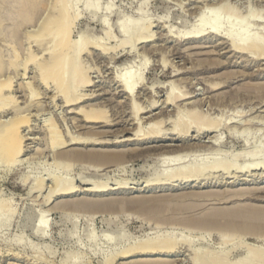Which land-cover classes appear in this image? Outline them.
Returning <instances> with one entry per match:
<instances>
[{"label": "rangeland", "instance_id": "rangeland-1", "mask_svg": "<svg viewBox=\"0 0 264 264\" xmlns=\"http://www.w3.org/2000/svg\"><path fill=\"white\" fill-rule=\"evenodd\" d=\"M35 2L38 7L34 15L28 14L24 6H3L0 9L5 7L1 12L8 16L0 26V89L3 91L0 94L4 95L0 102L6 105L0 104V108L4 107L0 109V127L6 128L19 117L28 121L20 126L23 145L14 159L15 163L10 164L0 151V264H137L147 261L264 264V227L252 228L251 231L242 227L230 230L221 225L192 222L197 218L198 222L209 213L239 206L264 209V56L255 60L257 55H237L214 37L196 42L183 41L178 37L201 26L205 28L212 22L232 36L264 41V0ZM88 5L95 6V15L90 13ZM66 19L71 23H67L70 32L66 29L70 38L66 32H61L65 22H69ZM119 20L124 24L123 33L118 29ZM138 31L140 36L135 34ZM60 32L62 39L69 38L72 45L79 43L81 37L87 44L79 43L86 47L74 62L78 84L75 82L73 86L72 78L77 80V76L74 74V78L68 70L62 77V87L66 82L63 89L71 83L75 91H71L70 96L63 95L62 87H59L60 66H50L52 73L49 75L54 74L46 76L50 68L48 71L47 65L45 69V63L60 47L54 46L56 49L51 51L53 44L59 45ZM143 34L145 39H142ZM94 43L95 46L97 44L96 49ZM60 48L55 52L63 49ZM69 50L65 51L69 54L65 57L70 56L69 59L73 60L72 50ZM40 62L44 63L43 67ZM124 70L133 79L141 78L142 88L138 86L133 91L134 96H130L132 98L121 91L116 81L117 75ZM83 81L87 84L83 85ZM161 85L170 86L171 90L168 87L164 90ZM167 89L170 92L174 90V95L176 93V97L182 98L167 103ZM64 96L68 99L78 97L76 100H79L67 104ZM137 105L140 114L135 115L133 110L138 109ZM89 109L105 110L108 121L98 124L86 122L81 111ZM178 118L185 127L191 125L183 141L170 135L174 127L185 128L181 122L176 124ZM204 124L209 129L214 128V132L208 128V131L203 130ZM152 127L166 139L136 142V130L140 129V134H143ZM196 128H202L203 135L198 136L193 131ZM85 139L87 143L92 140L93 144H81ZM73 140H79L81 145L74 144ZM210 142H220L215 147L217 150L207 149ZM183 146L194 148L187 152L188 155L186 152H183L185 155L180 154L184 156L183 161L175 166L173 161L164 160L167 155L161 154L163 151ZM76 151L117 152L125 156L121 164L105 166L72 158L71 153ZM194 151H198L196 155ZM61 152L66 157H60V154L63 156ZM222 161H229L236 167L252 163L263 167L250 173L253 174L251 177H242L245 182L240 181L241 178L236 181V171L230 170L227 174L230 179L226 180L227 172L216 170V174L215 171L200 174V178L208 183L204 187L161 191L145 189L146 181H152L160 171H169L172 166L194 169ZM103 183L108 189L119 183L129 184L127 186L132 190L99 196L87 192L90 186ZM56 184L59 185L58 190ZM71 185L74 192L60 196L61 191L72 188ZM249 190L253 192L250 195L241 198L235 195ZM209 193H224L228 198L220 201L200 196H208ZM141 198L160 199V203L156 202L150 210L160 205L162 210L157 208L147 212L142 205L131 202ZM81 201L114 203L101 207H91L92 203H87L90 207L84 204L77 206ZM185 206L191 209L185 210ZM154 239L171 240L172 245L176 244L166 253L162 249L169 246L164 245L168 243L165 241L164 246L160 245V252L138 251L141 244L151 243ZM129 249L131 252L122 256Z\"/></svg>", "mask_w": 264, "mask_h": 264}, {"label": "bare ground", "instance_id": "bare-ground-1", "mask_svg": "<svg viewBox=\"0 0 264 264\" xmlns=\"http://www.w3.org/2000/svg\"><path fill=\"white\" fill-rule=\"evenodd\" d=\"M228 1V0H227ZM37 2V1H36ZM36 2H35V0L33 1V0H23L22 2H21V0H0V9L3 7V6H8V8H9V6L10 7H18V6H24L25 7V10L27 11V13L28 14H30V15H34V12H36V10H37V7H38V3L36 4ZM205 2V1H204ZM209 2V1H208ZM21 3H22V5H21ZM217 3V2H216ZM207 4V3H206ZM214 4H215V2H214ZM218 4V3H217ZM208 6V5H207ZM209 6H210V4H209ZM213 6V5H212ZM23 7V8H24ZM95 6H92V5H88V9H89V11H90V13L92 14V15H95L96 14V10H95V8H94ZM205 7V6H204ZM5 8V7H4ZM4 8L2 9V10H4ZM63 8V7H62ZM206 8V7H205ZM1 10V11H2ZM204 10V9H203ZM202 10V11H203ZM0 11V26L2 25V23L4 24V22H6L7 20H8V16L7 15H5V13H2ZM25 12V11H24ZM62 12H63V10H62ZM203 13V12H202ZM68 13L66 12V15H67ZM25 15V14H24ZM203 15V14H202ZM67 16H69V15H67ZM33 17V16H32ZM78 17V16H77ZM22 18V17H21ZM65 18H67V17H65ZM11 19V18H10ZM27 19V18H26ZM58 19H60L59 17H58ZM70 19V18H69ZM74 19H77L76 17L74 18ZM55 20V19H54ZM66 20H68V19H66ZM65 20V21H66ZM71 20V19H70ZM70 20H68L69 22H65V25L66 26H63L62 27V30H61V32H66L67 30L69 31V29H67V27H68V25H67V23H70ZM51 21V20H50ZM60 21V20H59ZM75 21V20H74ZM29 22V21H28ZM56 22H58V20L56 21ZM55 22V23H56ZM63 22V21H62ZM199 22H200V24H202V20H200L199 19ZM23 24V23H22ZM71 24V23H70ZM69 24V25H70ZM58 25V24H57ZM56 25V26H57ZM50 26V25H49ZM52 26V25H51ZM71 27V26H70ZM123 28H124V24L122 23V20H119V23H118V29L122 32V30H123ZM203 27L201 26L198 30H195V31H189V32H186V33H183V34H180V35H178V37H179V39L180 40H183V41H190V42H196V41H199V40H202V39H204V38H207V37H214L215 39H218V40H220V41H222L221 42V44L222 45H228L229 46V51H231V52H234L235 54H237V55H246V57H249V55L248 54H251V56H252V54L253 55H257V58L255 57V60H260V58L259 57H262V56H264V41H262V40H259V39H257V38H243V37H240L239 35L238 36H232L230 33H228V31H222L218 26H216L214 23H212V22H210L208 25H207V27H205V28H203ZM59 29V28H58ZM67 29V30H66ZM45 30V29H44ZM49 31V30H48ZM61 32H60V34H61ZM70 32V31H69ZM171 32V31H170ZM48 33V32H47ZM123 33V32H122ZM139 31L138 32H136L135 34H136V36L138 35V36H140L139 35ZM167 33V32H166ZM53 34H55V33H53ZM57 35L55 36V38L58 36V34H59V31L56 33ZM66 36H68L69 38H70V35H68V33L66 32ZM134 34V35H135ZM122 35H124V37L126 38V35L125 34H122ZM142 35V34H141ZM149 35V34H148ZM168 35V34H167ZM60 36V35H59ZM62 36V37H61ZM61 39H60V37H58L59 38V40L57 41L58 42V44L59 45H57V44H53V49L51 50V51H53L54 50V48L56 49V47H54V46H60L61 48H63V49H61L60 47H58L57 49H61L59 52H55V51H57V49L55 50V51H53V54H52V52L50 51V53L52 54L50 57H48L49 58V62H46L45 64H46V67H45V69L48 67V71H49V68H50V66H52V68H54L53 66H56L57 65V67L56 68H58V66H60L59 67V72H61V74H60V76H56L57 74H56V71H57V69H55V77H57L58 79H59V81L60 82H58L59 83V85L62 83V81H63V76H64V72L66 71L67 72V70L69 71L68 73H71L72 74V76H74V74L77 76V69H75V59H77V56H79L81 53H82V51L83 50H85V47L87 46V44H86V42H84L85 43V45H81V44H79V43H81L82 42V44H84L83 43V41H85L84 39H83V41L81 40V38H80V40H79V43L77 42V43H73V45H72V43H71V41L69 40L68 41V39L67 38H65L64 37V39H67V40H64V39H62L63 38V35L61 34ZM145 35L143 34V37H144ZM171 36V35H170ZM53 37V36H52ZM51 37V38H52ZM150 37V36H149ZM148 37V38H149ZM173 37V36H172ZM142 37H140V40H142V39H145L146 37H144V38H142ZM147 38V39H148ZM57 39V38H56ZM150 39V38H149ZM46 40V39H45ZM64 40V41H63ZM78 41V40H77ZM138 41H139V39H138ZM143 41H145V40H143ZM148 41V40H147ZM48 42V41H47ZM75 42V41H74ZM50 43V42H49ZM54 43H55V41H54ZM97 43V42H96ZM144 43V42H143ZM91 44V43H90ZM90 44H88V45H90ZM101 44V43H100ZM100 44L98 45V46H100ZM138 44V43H137ZM94 46V48L95 47H97V44H96V46H95V43L93 44ZM103 46V45H102ZM83 47H84V49H83ZM101 47V46H100ZM145 47V46H144ZM51 48V47H50ZM103 50H104V48L103 47H101ZM68 49H71L72 50V54H73V60H70V59H72V58H70L69 59V57L70 56H68V57H65V55L67 54V53H65V51H67ZM83 49V50H82ZM96 49V48H95ZM100 49V48H99ZM71 50H69V51H71ZM101 50V49H100ZM107 51V50H106ZM42 52V51H41ZM55 52V53H54ZM252 52V53H251ZM49 53V52H48ZM70 53V52H69ZM72 54H71V56H72ZM36 55V54H35ZM67 55H69V54H67ZM105 55V54H104ZM35 59V58H34ZM254 59V58H253ZM262 59V58H261ZM32 61V60H31ZM48 61V60H47ZM33 62V61H32ZM43 63V62H42ZM44 64V63H43ZM43 64H41V62H40V66H42ZM48 65V66H47ZM39 66V67H40ZM45 66V65H44ZM43 67V66H42ZM52 68H50V71H49V73L47 74V73H45V74H47L46 76H48L49 74H50V72H51V69ZM129 68V67H128ZM40 69V68H39ZM41 70V69H40ZM77 70V71H76ZM42 71H43V68H42ZM46 71V70H45ZM76 71V72H75ZM58 72V73H59ZM123 73H120L119 75H117V79L118 80H116V81H118V83L120 84V89H121V91L125 94V95H128V97H130L132 94H133V91H135V89H137V87L139 86V88L141 89L142 87H140V85H141V78L140 77H138V78H135V79H133V77H131L130 76V74H129V72L127 71V70H124V71H122ZM43 73H44V71H43ZM52 73V72H51ZM68 73H65L66 74V76L68 75ZM41 74V73H40ZM44 74V75H45ZM54 74V73H53ZM53 74H51V76L53 75ZM43 75V74H42ZM50 76V75H49ZM50 76V77H51ZM69 76V75H68ZM54 77V76H53ZM44 78V77H43ZM48 78V77H47ZM57 78L55 79V81L57 80ZM66 78V77H65ZM70 78H71V76H70ZM70 78H68V80L70 81ZM74 78H76L75 76H74ZM78 76H77V80H73V78H72V81H74V82H72V84H73V86H74V84H75V82L78 84ZM44 79H46V78H44ZM88 79V78H87ZM87 79H86V81H87ZM50 80H51V78H50ZM79 80H81V79H79ZM84 80V79H83ZM46 81V80H45ZM55 81H54V83H55ZM67 81V80H66ZM82 81V80H81ZM80 81V82H81ZM86 81H83V85H84V83L85 84H87V82ZM64 82V81H63ZM9 83V82H8ZM46 83H48L47 81H46ZM66 83V82H65ZM65 83H64V85H65ZM171 83V82H170ZM57 84V83H56ZM67 84H68V82H67ZM67 84H66V86H67ZM72 84L70 83L68 86H67V88H64L63 89V87H64V85H63V87H62V84H61V86H59V87H62V89H61V91L62 92H64V94L62 93V92H60V94H63V95H65L66 94V96L68 95V96H70L69 95V93L71 92V91H74L71 87H72ZM76 86V85H75ZM160 85H158V87H159ZM161 86H163V85H161ZM7 87H8V85H7ZM55 87V86H54ZM152 87H154V86H152ZM164 87V86H163ZM170 88V90H171V87L170 86H166V87H164V90H165V88ZM1 88V87H0ZM155 88H157V87H155ZM159 88H161V87H159ZM2 89V88H1ZM0 89V91H2ZM150 89H152V88H150ZM173 89V88H172ZM64 90V91H63ZM144 90H146L145 88H144ZM149 90V89H148ZM153 90V89H152ZM151 90V91H152ZM159 90V89H158ZM163 90V89H162ZM161 90V91H162ZM170 90H168L167 89V91H168V93L166 92V94H168V95H166V96H168L167 98H165V100L167 101V103L168 102H173L174 100L176 101V99H179L180 100V98H182V97H176L177 96V94L175 93V95H174V90H173V92L171 91L170 92ZM60 91V90H59ZM150 91V90H149ZM3 92V91H2ZM2 92H0V93H2ZM139 92V91H138ZM159 92V91H158ZM74 93H75V91H74ZM142 93V92H141ZM147 93V92H146ZM157 92H155V94H156ZM182 93V92H181ZM73 94V93H72ZM135 94V93H134ZM2 95L3 94H0V99H3V97H4V95H3V97H2ZM76 95V94H75ZM149 95H151V94H149ZM158 95V94H157ZM182 95H184V94H182ZM188 95V94H187ZM66 96H64V98L66 97ZM85 96V95H84ZM132 96H134V95H132ZM179 96V95H178ZM86 97V96H85ZM147 97V96H146ZM6 99L8 98V97H5ZM32 98V97H31ZM67 98V101H65L67 104L68 103H73V102H75V101H77V100H79V99H77L76 100V98H78V97H75V99L74 98H69L68 99V97H66ZM130 98H132V97H130ZM186 98V97H185ZM138 99V98H137ZM5 100V99H4ZM149 100H150V98H149ZM148 100V101H149ZM152 100V99H151ZM154 101V100H153ZM156 101V100H155ZM174 101V102H175ZM2 102V101H1ZM1 102H0V104H1ZM138 102V101H137ZM165 102V101H164ZM3 103V102H2ZM134 103V102H133ZM167 103H165V104H167ZM135 104V103H134ZM133 104V105H134ZM155 104V103H154ZM3 105H4V107L6 106L4 103H3ZM70 105H73V104H70ZM151 105V104H150ZM150 105H149V107H150ZM175 105V104H174ZM138 106V105H137ZM4 107L3 108H0V109H4ZM155 107V106H154ZM135 108V107H134ZM151 109H152V107H151ZM140 109H139V106H138V109H137V107L135 108V110H133V112L135 113V115L137 114V113H139L140 111H139ZM143 110H145V109H143ZM153 110V109H152ZM150 111V110H149ZM180 111V110H179ZM82 112V114H83V117H84V119H85V121L86 122H90V124H92V123H105V120H107L106 119V116L104 115L105 113V110H104V112L103 111H94V109H89L88 111H81ZM145 113V112H144ZM147 113V112H146ZM179 113V112H178ZM78 114H80V110H79V113ZM81 114V115H82ZM107 114V113H106ZM140 114V113H139ZM134 115V114H133ZM138 115V114H137ZM159 115V114H158ZM20 118V117H19ZM18 118V120L16 121V122H12L11 123V125H9V126H6V128H5V126L4 127H0V133H2V135H1V147H0V151L2 152L1 154L3 155V157L4 156H6L5 158H6V160L10 163V164H12V163H15V160H16V156L17 155H19V152L21 151V145H23L22 144V140H23V136H22V134L20 133V126L22 125V124H26V119H25V117H23V118H20L19 119ZM155 118V117H154ZM196 118V117H195ZM199 118V117H198ZM14 120V119H13ZM151 120H152V118H151ZM194 120V119H193ZM199 120V122L201 121L200 119H198ZM108 121V120H107ZM140 121V120H139ZM148 121V120H147ZM157 121V120H156ZM195 121V120H194ZM150 122V121H149ZM154 122V121H153ZM162 122V121H161ZM180 122H181V124H183L184 122L183 121H181V118H178V121H177V119H176V124H180ZM183 122V123H182ZM187 122V121H186ZM211 122V121H210ZM4 123V122H3ZM8 123V122H7ZM27 123H28V121H27ZM111 123V122H110ZM146 123V122H145ZM194 123V122H193ZM202 123H204V122H202ZM206 123V122H205ZM216 124H217V122H215ZM234 123V122H233ZM5 124V123H4ZM107 124V123H106ZM137 124V123H136ZM153 124V123H152ZM192 124V123H191ZM200 125H202L201 123H199ZM209 124V123H208ZM211 124L214 126V123L213 122H211ZM156 125V124H155ZM195 125V124H194ZM200 125H197V126H200ZM205 125H207V124H204V127H205V129H203V130H205V131H208V130H214V128H211V125H209V127L211 128V129H209L208 128V126H205ZM55 126V125H54ZM153 126V125H152ZM180 126V125H179ZM183 126L185 127V125L183 124ZM187 126V125H186ZM190 126L191 125H188V127H183L184 129H181L182 128V126H181V128H179V129H177V127H176V129H175V127H174V129L172 130L171 129V131H172V133L170 134V135H172V136H175V137H177V139H179L180 141H183V140H185L186 138H187V136H188V133H189V131L191 130L190 129ZM217 126H218V124H217ZM194 127V126H193ZM203 127V128H204ZM139 128V127H138ZM138 128H136V129H138ZM207 128H208V130H207ZM216 128V127H215ZM159 129V127L157 128V130ZM194 129V128H193ZM135 130V129H134ZM139 131H137L136 130V135H134V136H138V139H135L136 140V142L137 141H142V142H145V141H156V140H162V139H166V137H165V135L163 134V135H160V132H158V131H156V129L155 130H153V127H152V129H148L149 131L148 132H145V131H143V132H145V133H141L140 134V129H138ZM203 130H202V128H196V130H193V131H195L196 132V134L199 136V135H203ZM133 131V130H132ZM141 131H142V129H141ZM161 131V130H160ZM204 131V132H205ZM214 132V131H213ZM134 133H135V131H134ZM133 133V134H134ZM210 133V132H209ZM162 134V133H161ZM207 134V133H206ZM167 135V134H166ZM55 138V137H54ZM74 139V138H73ZM78 139V138H77ZM84 139V138H83ZM189 139V138H188ZM194 139V138H193ZM54 140H56V139H54ZM60 140V139H59ZM59 140H57V141H59ZM212 140V139H211ZM53 141V140H52ZM69 141V140H68ZM73 141H75V142H78L77 140H73ZM72 141V142H73ZM81 141V140H80ZM240 141V140H239ZM53 142H55L56 143V141H53ZM62 142V141H61ZM61 142H59V143H61ZM70 142V141H69ZM75 142H73L74 144H80V142H78V143H75ZM85 142V143H84ZM89 142V141H88ZM95 142V141H94ZM213 142V141H212ZM212 142H210L209 144H210V146H207V149H210V148H215V147H217L218 145H220L218 142H216V143H212ZM96 143V142H95ZM218 143V144H217ZM53 144V146H57V145H54V143H52ZM66 143L64 142V145H65ZM81 144H93V142H92V140L89 142V143H87V141H86V139L85 140H83V143H81ZM80 144V145H81ZM60 144H58V146H59ZM62 145H63V143H62ZM61 145V146H62ZM200 145V144H199ZM243 146H245V145H243ZM180 147V146H179ZM200 147H202V146H200ZM204 147V146H203ZM176 148V147H175ZM204 148H206V147H204ZM203 148V149H204ZM165 149V148H164ZM174 149V148H173ZM206 149V150H207ZM216 149V148H215ZM155 150V149H154ZM167 150H169V151H167ZM194 150V148H192V147H188V148H184V146H183V148H177V149H175V150H171V149H166V152L165 151H163V153H161V154H163L164 156L165 155H167V157H164L165 159L164 160H170V161H173L174 163H173V165H177L180 161H183L184 160V156H181V155H185V153H183V152H192ZM197 150V149H196ZM205 150V151H206ZM213 150V149H212ZM217 150V149H216ZM159 151V150H158ZM202 151V150H201ZM201 151H199L200 153H201ZM204 151V150H203ZM204 151V152H205ZM146 152V151H145ZM162 152V151H161ZM195 152V151H194ZM196 152H198V151H196ZM196 152H195V155H196ZM216 152V151H215ZM61 153H63V152H61ZM160 152H158V154H159ZM181 153H183V154H181ZM189 153H187L186 155H188ZM211 153V152H210ZM212 153H214V152H212ZM72 154V158H74V159H77V160H88V161H92V162H96L98 165H100V164H103V165H107V164H119L120 162H122L124 159V156H123V154L122 153H105V152H88V153H82V152H72L71 153ZM181 154V155H180ZM193 154V153H192ZM63 156H61V154H60V157H64L66 154L65 153H63L62 154ZM156 155V154H155ZM243 155H244V153H243ZM67 156H68V153H67ZM18 157V156H17ZM58 157H59V155H58ZM66 157V156H65ZM163 157V156H162ZM239 158V157H238ZM15 159V160H14ZM72 161V160H71ZM74 161V160H73ZM125 162V161H124ZM223 163H225L224 161H222ZM229 162V161H228ZM228 162H226L225 164H223V163H217V162H214V163H212L211 164V166H205V165H202V166H198V167H195L194 169H192V168H185V169H178V168H175V166H172L171 168V170H169V171H166V172H164V171H160L157 175H156V178L155 179H152V181L150 180V181H146V186H145V189H147V190H150V191H152V190H156L157 191V189H159L160 191L161 190H172V189H174V188H179V187H188V186H191V187H196V188H200V187H204V186H207L208 185V183H206L205 182V179H201L200 177V174L201 173H206L207 174V172H211V171H215V174H216V170H217V172L218 171H223V172H227V173H225L226 175L230 172V170H232L233 172H235V174L234 175H237L235 178L237 179L236 181H239V179L241 178V180L240 181H246L245 179H242V177H246L247 175V177H251L252 175L250 174V173H252V172H254V171H256L257 169H258V167H260V166H258V164L256 165L255 163L253 164H249V165H243V166H241V167H236L235 165L234 166H232V165H230L231 163H228ZM253 162V161H252ZM165 163V162H164ZM249 163V162H248ZM251 163V162H250ZM96 164V165H97ZM121 164V163H120ZM123 164V163H122ZM260 164V163H259ZM261 165V164H260ZM263 165V164H262ZM233 167H234V170H233ZM261 167H263V166H261ZM260 167V168H261ZM259 168V169H260ZM260 171H261V169H260ZM263 171H264V168H263ZM222 172V173H223ZM232 173V172H231ZM205 174V175H206ZM204 175V174H203ZM204 175V176H205ZM209 175V174H208ZM208 175H207V177H208ZM210 175H211V173H210ZM221 175H224V174H221ZM225 175V176H226ZM229 175V174H228ZM228 175H227V178H226V180L227 179H230V178H228ZM231 175V174H230ZM264 175V174H263ZM212 176V175H211ZM210 176V177H211ZM213 177V176H212ZM223 177V176H222ZM230 177V176H229ZM202 178H205V177H202ZM211 179V178H210ZM88 182V181H87ZM210 182H213V181H210ZM235 182V181H234ZM233 182V183H234ZM89 183V182H88ZM204 183V184H203ZM99 184V183H98ZM92 185V186H90L89 188H88V190H87V192H89L90 194H92V195H96V196H99V195H106V194H109V193H111V192H117V193H126V192H128L129 191V189L130 190H132L131 188H129L127 185H129V184H122L121 183V185H120V183L117 185V186H115V188H113V189H108L107 188V186H106V183H105V185H104V183H103V185L101 184V185ZM116 184V183H115ZM42 185H43V183H42ZM58 187H57V186ZM55 185V187H56V189L58 188L59 189V185L58 184H56ZM220 185V184H219ZM69 186V185H68ZM72 186V185H71ZM44 187V186H43ZM55 187H54V191L56 190L55 189ZM190 187V188H191ZM36 188H38V187H36ZM39 188H40V185H39ZM57 189V190H58ZM62 190V189H61ZM255 191V190H254ZM60 192V191H59ZM74 192V190H73V186H72V188L71 187H67V188H65L63 191H61V193H60V196H68V195H70V194H72ZM55 193V192H54ZM253 192H250V190H249V192H245V191H241V192H237L235 195L237 196V195H239L240 196V198L243 196V195H246V194H252ZM57 194H59L58 192H57ZM221 194V193H220ZM220 194H216V193H209V195L208 196H206V195H200L201 197H203V196H205L206 198L207 197H212L213 199L215 198V199H220V201L221 200H224V199H227L228 198V196L227 195H225L224 193H222V195H220ZM256 194V193H255ZM52 195H53V193H52ZM55 195H56V193H55ZM111 195V194H110ZM51 196V195H50ZM199 196V197H200ZM233 196V195H232ZM230 197V196H229ZM248 197V196H247ZM237 198V197H236ZM239 198V197H238ZM214 199V200H215ZM162 201V200H161ZM123 202V201H122ZM131 202L132 203H137V204H139V205H142L143 207V209H145V211H147V210H150L151 209V207L154 205V204H157L156 202H159L160 203V199L158 200V199H137V200H131ZM87 203H92L91 204V207H92V205H94V206H102V205H112V203H114V202H87V201H81V202H78L76 205L78 206V205H87L88 206V204ZM164 204V203H163ZM75 205V206H76ZM93 206V207H94ZM100 206V207H101ZM168 206V205H167ZM181 206V205H180ZM63 207V206H62ZM88 207H90V206H88ZM145 207V208H144ZM164 207H165V204H164ZM159 209V210H162L161 208H163V206H158V207H153V211H155V209ZM174 208V207H173ZM179 208V207H178ZM184 208H186L185 210H188V209H191V208H189V207H184ZM183 208V209H184ZM157 209V210H158ZM164 209H166V208H164ZM182 209V208H181ZM156 210V211H157ZM167 210V209H166ZM151 211V210H150ZM153 211H151V212H153ZM147 212H149V211H147ZM188 212V211H187ZM155 213V212H154ZM161 213V212H160ZM153 214V213H152ZM195 218V217H194ZM193 218V219H194ZM197 220H198V218L196 219V221H192V222H195V223H199L200 225H214V226H225V227H227V228H230V230H231V228H236V227H242V228H247L246 230L248 231V229L250 230V229H254V228H258V229H260L259 227H264V209L263 208H257V207H254V206H239V207H235V208H233V209H226V210H218V211H216V212H212L211 214L209 213L208 215H204L203 217H201V218H199V221L197 222ZM189 221V220H188ZM221 221H223L222 223H221ZM197 226V225H196ZM213 227V226H212ZM240 229V228H239ZM228 230V229H227ZM244 230V229H243ZM251 231V230H250ZM168 239V238H167ZM162 240V239H161ZM150 241H152V240H150ZM165 241V240H164ZM164 241H160V239L159 240H153V242H151V243H148L147 242V240H146V242L148 243V244H144V245H142L141 244V246H140V249L141 250H138L140 253H152L153 251L154 252H158L160 249H161V247H160V245H161V243H162V246H164V245H169V246H166L165 248H163L162 247V249H163V251H165V253H166V251H168V250H171V249H173L174 248V245L176 244V242H174V245H172V241L171 240H169V242H168V240H166L165 241V243H171V245L170 244H164L163 245V243H164ZM171 241V242H170ZM146 242H144V243H146ZM137 248V247H136ZM176 248V247H175ZM138 249V248H137ZM165 249H167V250H165ZM134 250H136V249H134ZM131 251H130V249L129 250H127L126 252H124L123 253V255L122 256H126V255H128L129 253H130ZM160 252V251H159ZM133 253H135V252H133ZM170 253V252H169ZM120 257V256H119ZM258 259H259V257H258ZM223 263V262H222ZM227 263V262H226ZM137 264H166V263H164V262H161V261H159V262H143V263H137ZM205 264V263H204ZM219 264H220V262H219Z\"/></svg>", "mask_w": 264, "mask_h": 264}]
</instances>
